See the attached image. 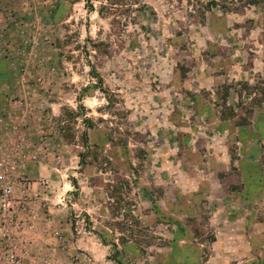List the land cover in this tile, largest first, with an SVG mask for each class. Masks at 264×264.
<instances>
[{
	"label": "rangeland",
	"instance_id": "obj_1",
	"mask_svg": "<svg viewBox=\"0 0 264 264\" xmlns=\"http://www.w3.org/2000/svg\"><path fill=\"white\" fill-rule=\"evenodd\" d=\"M0 264H264V0H0Z\"/></svg>",
	"mask_w": 264,
	"mask_h": 264
}]
</instances>
